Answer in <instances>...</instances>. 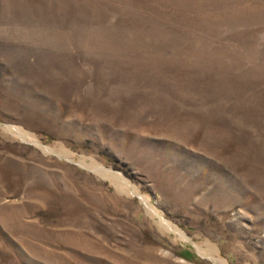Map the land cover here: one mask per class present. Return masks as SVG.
Returning a JSON list of instances; mask_svg holds the SVG:
<instances>
[{
    "label": "rangeland",
    "instance_id": "rangeland-1",
    "mask_svg": "<svg viewBox=\"0 0 264 264\" xmlns=\"http://www.w3.org/2000/svg\"><path fill=\"white\" fill-rule=\"evenodd\" d=\"M212 257L264 264V0H0V264Z\"/></svg>",
    "mask_w": 264,
    "mask_h": 264
},
{
    "label": "bare ground",
    "instance_id": "bare-ground-1",
    "mask_svg": "<svg viewBox=\"0 0 264 264\" xmlns=\"http://www.w3.org/2000/svg\"><path fill=\"white\" fill-rule=\"evenodd\" d=\"M50 150V149H49ZM83 166H85V167H90L88 164H86L85 162H82L81 163ZM101 170L103 171V172H105L104 171V169L103 168H101ZM101 171V172H102ZM102 172V173H103ZM106 173H109V174H111L112 176H113V172H110V171H106ZM148 209L150 210L151 209V206H148ZM164 223V222H163ZM167 223V222H166ZM166 223H164V224H166ZM167 225V224H166ZM167 227H168V229H170V230H173V231H176V232H179V230L178 229H176V228H173V227H170L169 225H167ZM205 253V252H204ZM212 259L215 261V263H217V264H226L224 261H221V260H219V259H217L216 257H212Z\"/></svg>",
    "mask_w": 264,
    "mask_h": 264
},
{
    "label": "water",
    "instance_id": "water-1",
    "mask_svg": "<svg viewBox=\"0 0 264 264\" xmlns=\"http://www.w3.org/2000/svg\"><path fill=\"white\" fill-rule=\"evenodd\" d=\"M81 165V164H80Z\"/></svg>",
    "mask_w": 264,
    "mask_h": 264
}]
</instances>
